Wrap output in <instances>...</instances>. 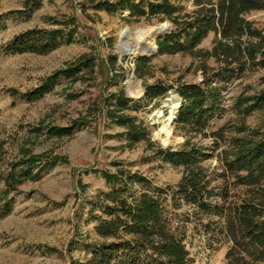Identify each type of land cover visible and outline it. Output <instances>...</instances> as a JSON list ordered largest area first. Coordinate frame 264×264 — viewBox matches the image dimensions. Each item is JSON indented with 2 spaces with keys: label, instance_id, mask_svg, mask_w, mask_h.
Returning a JSON list of instances; mask_svg holds the SVG:
<instances>
[{
  "label": "rangeland",
  "instance_id": "1",
  "mask_svg": "<svg viewBox=\"0 0 264 264\" xmlns=\"http://www.w3.org/2000/svg\"><path fill=\"white\" fill-rule=\"evenodd\" d=\"M24 1L0 0V47L27 29L56 28L59 25L55 21L65 22L70 18H75L77 25L73 42L47 55L4 54L0 50V204L6 199L12 204L10 213L0 218V264H67L71 258L83 255L80 250L67 251L72 240L98 241L94 223L87 221L88 202L98 191L108 188L98 170L115 172L121 168L137 172L162 188L176 184L183 169L156 157V146L177 149L187 142L196 146L214 145L211 137L186 135L176 122L170 125L167 144L156 133L174 105V87L179 83L200 82L203 63L208 68L215 67L216 63L212 58L203 61L199 55L159 54L157 39L173 29V24L163 16L129 17L128 11L109 14L94 9L91 0H42L41 7L28 17L7 15L22 9ZM172 2L183 6L184 12L194 9L192 0ZM244 18L264 35V10L248 12ZM164 23L169 24L170 30L150 40L156 47L155 54L140 50L126 56L117 55L118 44L121 48L134 49L145 28ZM214 39L210 33L196 51H210ZM83 55L96 58L95 80L88 75L75 83L62 80L34 102H26L8 92L9 89L27 92L53 71ZM109 55L117 57L113 67L107 61ZM144 56L150 61L143 68L144 75L138 77L134 60ZM154 83L171 88L152 101L143 99V94L132 98L136 102L125 111L146 128L152 146L145 142L129 146L122 135L123 128L103 117H89L94 104L101 106L109 94L121 89L125 94L136 95L137 87L144 90L145 85ZM262 91L264 68L246 72L223 92L224 110L211 123L210 131L222 128L225 142L208 151L210 157L202 162L206 170L220 172L222 158L236 150L233 139L245 142L264 134V109L245 117L234 109L239 98ZM84 117L89 118L87 123L70 137H53L44 127L38 129L41 121L44 126L65 127ZM31 156L40 160L35 163L32 177L23 179L19 173L25 163L21 160ZM51 159L56 160V165L38 172L43 165L40 162ZM11 172L15 174L14 180L22 183L15 187L7 185L6 176ZM232 193L235 199L244 198L248 196V189L236 187ZM187 246L192 264H223L228 244L218 243L211 249L203 238L193 237Z\"/></svg>",
  "mask_w": 264,
  "mask_h": 264
},
{
  "label": "trees",
  "instance_id": "2",
  "mask_svg": "<svg viewBox=\"0 0 264 264\" xmlns=\"http://www.w3.org/2000/svg\"><path fill=\"white\" fill-rule=\"evenodd\" d=\"M42 0H25L22 9L9 12L28 17L41 7ZM194 9L184 12L183 6L172 0H91L96 10L109 14L128 11L129 17L163 16L173 24V29L156 41L159 54H190L216 63L208 68L201 66V81L179 83L174 87L179 102L176 125L186 135L213 138L210 147L190 145L177 149L156 146L154 155L162 162L181 167L179 181L171 186L156 187L143 175L118 168L115 172L98 170L108 188L98 191L88 202L87 221L94 223L98 241L74 239L68 252L80 250L81 258H71L67 264H192L188 240L203 238L209 248L227 243L223 264H264V134L255 140L235 142V151L224 156L220 172L212 173L202 166L210 157L211 148L225 142L223 129L211 132V123L223 108V92L248 71L264 68V35L244 18L251 11L264 10V0H192ZM52 29L31 28L14 35L0 47L4 54L32 53L47 55L63 44L73 42L77 25L75 18L54 22ZM215 36L210 51H196V47L210 34ZM111 67L117 57L108 56ZM150 59L134 60L135 73L144 75ZM96 58L78 57L64 67L45 77L31 90L8 92L26 102H34L62 80L70 83L82 81L85 75L95 80ZM162 83L144 86L142 98L147 101L160 98L170 89ZM136 100L119 89L109 94L101 103L94 104L89 117H103L123 128L127 144L145 142L152 146L149 133L134 116L127 114ZM236 111L242 116L264 109V91L235 102ZM88 117L73 120L69 126H44L53 137H70L79 131ZM37 129V130H38ZM38 157L31 156L21 163V178L32 177ZM39 171L56 165V160L40 162ZM20 165V164H19ZM31 175V176H30ZM20 178V179H21ZM11 172L6 183L15 187L22 180H14ZM236 187L248 189V196L234 198ZM10 199L0 204V218L10 213Z\"/></svg>",
  "mask_w": 264,
  "mask_h": 264
},
{
  "label": "bare ground",
  "instance_id": "3",
  "mask_svg": "<svg viewBox=\"0 0 264 264\" xmlns=\"http://www.w3.org/2000/svg\"><path fill=\"white\" fill-rule=\"evenodd\" d=\"M164 31H165L164 24L145 28L144 31L140 33V36H141L140 42L138 40V43H136V45L134 46V49H132V52L136 53L137 51H140V50L147 52V51L153 50L155 48V46L150 43V40H152L156 36L164 33ZM138 46H139V48H138ZM136 95L137 96L140 95V88L139 87H137V89H136ZM173 104L174 105L172 107L170 114L165 119L164 123L162 124L161 129L156 133V137L163 144H167L169 142L170 130H171V128H170L171 127L170 126L171 125V119L173 118L174 109H175V106L178 104V101L177 100L173 101Z\"/></svg>",
  "mask_w": 264,
  "mask_h": 264
},
{
  "label": "water",
  "instance_id": "4",
  "mask_svg": "<svg viewBox=\"0 0 264 264\" xmlns=\"http://www.w3.org/2000/svg\"><path fill=\"white\" fill-rule=\"evenodd\" d=\"M164 26H165V31H164V33H166V32H168L169 30H170V26H169V24L168 23H164ZM149 52V54H151V53H153V54H155L156 53V47L153 49V50H151V51H148ZM130 54H133L132 53V49H131V47H123V48H121L120 47V44H118V46H117V55L119 56V57H121V56H126V55H130ZM143 94V90L142 89H140V95H142ZM127 97H129V98H137V97H139V96H137V95H133V94H131L130 92H127L126 94H125ZM172 98L173 99H175V100H177V97L174 95V96H172ZM178 106H179V102H178V104H177V108H178ZM177 111V110H176ZM176 111H174V114H173V118L171 119V125H173L175 122H176Z\"/></svg>",
  "mask_w": 264,
  "mask_h": 264
}]
</instances>
